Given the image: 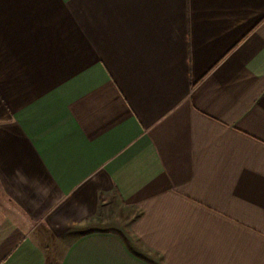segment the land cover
I'll return each instance as SVG.
<instances>
[{"label":"crops","instance_id":"0c3cea01","mask_svg":"<svg viewBox=\"0 0 264 264\" xmlns=\"http://www.w3.org/2000/svg\"><path fill=\"white\" fill-rule=\"evenodd\" d=\"M0 264H264V0H0Z\"/></svg>","mask_w":264,"mask_h":264},{"label":"rangeland","instance_id":"374dc122","mask_svg":"<svg viewBox=\"0 0 264 264\" xmlns=\"http://www.w3.org/2000/svg\"><path fill=\"white\" fill-rule=\"evenodd\" d=\"M117 226H118V225H117ZM115 228H117L118 230H124V228L121 227V226H118V227L115 226Z\"/></svg>","mask_w":264,"mask_h":264}]
</instances>
